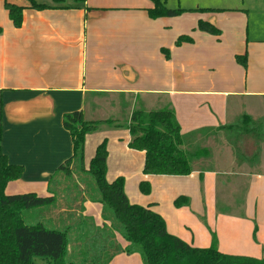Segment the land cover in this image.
Segmentation results:
<instances>
[{"label": "crops", "instance_id": "1", "mask_svg": "<svg viewBox=\"0 0 264 264\" xmlns=\"http://www.w3.org/2000/svg\"><path fill=\"white\" fill-rule=\"evenodd\" d=\"M33 2L47 8L36 9ZM7 3L24 7L20 28L13 25ZM151 7L152 0H0V154L5 155L10 164L24 167L22 177L10 183L6 193L49 195L50 179L74 154L72 136L63 124L64 115L82 111L86 120L97 121L94 120L98 110L95 108L106 99L117 98L125 103L130 121L136 109L149 111L144 101L145 92L164 95L163 108L175 112L183 134L218 128L243 114L264 119V31L255 29L253 34L251 24L249 31L253 36H246L245 29L234 30L232 51L225 52L226 55L233 53L234 57H227L226 69L221 66L223 56L219 59L221 74L215 80L199 82L192 72V76L189 73L183 79L173 78L165 84L157 82L152 88L142 87V74L153 72L152 65L160 59L158 49L174 46L169 17L151 18L148 13ZM254 13L237 9L235 15L249 19ZM242 24L243 21L239 23ZM199 33L194 34V40L190 37L192 43L209 34ZM221 35L216 36L218 41ZM244 53L247 54L246 67L237 60V56ZM189 59L193 64L194 60ZM187 60L188 57H183L182 69L192 65ZM212 65L217 67L216 62ZM239 68L245 70L244 75L238 73ZM232 99L236 101L235 112H231L229 102ZM251 99L263 101L260 111L250 112L245 108ZM194 107L203 112H195ZM119 121L115 120L114 127L122 125ZM128 136L125 150L132 149L130 131ZM261 155L257 170L256 166H239L235 162L231 170L225 172L215 168L212 159L213 169L202 175L199 170L187 176L156 175L172 180L194 177L198 190L190 193L177 186L176 190L169 188L165 196L166 208L154 202L152 209L162 215L170 233L193 246L210 247L211 232H214L221 252L264 258V148ZM246 168L249 169L247 173L243 172ZM121 174L120 171L116 173V179L122 177ZM229 176L242 181L245 179L241 177L247 176L248 180L245 188L237 191L231 203L226 204L220 193L223 178L229 179ZM190 194L200 199L199 208L202 203L203 207L207 206L203 214L209 215L213 223L216 219L217 230L207 223L204 241L199 243L182 237L171 226L164 211L182 216L191 206V199L186 196ZM179 196L188 197L189 206L177 208L174 201ZM219 204H225L221 207L226 213L219 211ZM84 206L86 216L93 217L97 225H105L100 203L87 201ZM49 212L56 221L61 210L56 211L51 205ZM118 242L125 247L124 240L118 237ZM136 255L118 254L110 264H128Z\"/></svg>", "mask_w": 264, "mask_h": 264}, {"label": "trees", "instance_id": "2", "mask_svg": "<svg viewBox=\"0 0 264 264\" xmlns=\"http://www.w3.org/2000/svg\"><path fill=\"white\" fill-rule=\"evenodd\" d=\"M152 2L153 7L148 8V13L154 19L175 17L183 11L168 8L163 0ZM33 7L47 8L35 2ZM6 8L13 25L20 28L24 7L7 3ZM201 11L220 10L207 8ZM198 29L215 36L222 33L218 27L204 20L199 21ZM191 41L190 37L182 35L177 44ZM237 60L247 66L246 54L238 55ZM63 124L72 136L74 154L50 179L47 196L35 192L6 193V187L22 177L24 167L10 164L8 158L0 154V264H36V256L52 264H110L121 253L140 254L143 264H264V258L221 252L214 232H211L210 247L193 246L170 233L165 219L152 209V205L131 203L125 191L124 178L118 177L112 182L107 179L106 140L98 145L86 169L84 145L87 134L103 124L114 126L115 120L88 121L84 112L75 111L64 115ZM128 129L132 137L130 148L145 153L143 173L146 175L187 176L195 170L202 175L213 169L211 150L202 145L209 135L206 132L224 133L239 166L259 165L260 143L264 142V119H254L247 114L218 128L183 134L173 110L167 107L149 111L139 108L132 112ZM248 141L252 144V151L245 150L244 142ZM75 175L78 178L83 176V183ZM139 186L143 194L151 192L148 181H142ZM88 199L102 205L104 226L97 225L93 217L84 214ZM189 204L186 196H179L174 201L177 208ZM51 205L56 211L61 210L58 219L51 223L54 228H48L40 221L30 224L25 221V210L35 213ZM221 206L218 205L219 211L226 213L227 210ZM74 218L73 224L71 219ZM118 237L125 241V247L118 242ZM86 252L89 257L85 256Z\"/></svg>", "mask_w": 264, "mask_h": 264}, {"label": "rangeland", "instance_id": "3", "mask_svg": "<svg viewBox=\"0 0 264 264\" xmlns=\"http://www.w3.org/2000/svg\"><path fill=\"white\" fill-rule=\"evenodd\" d=\"M163 1L166 2V6L168 8L181 9L183 11L178 16L169 17L171 34L174 35V46H168L158 49V56L160 59L157 60L156 64L152 65L151 68H154L153 72H147L142 74V87L152 88L157 85V82L165 84L173 78L183 79L184 77H187L189 73L191 74L190 76H192V72L195 74L193 78H195L197 81H203V83L211 82L212 80L218 78V76H220L221 74L220 67L218 66L220 62L219 59L223 56L224 62L221 63V66L224 65V69H226L227 66H225L224 63L225 61H227V57H234L233 53L231 55H226L227 53L225 52L228 49H230L228 50V53L232 51V42L234 39L233 33L236 35V32L234 31L235 29L237 30V32L240 28L242 30L245 29L246 36L250 34L249 24H251L253 27V29L251 30L253 34L255 32V29H257L258 31H264V0ZM207 8L220 11H201V9ZM237 9H245L247 12L248 10H251V13H255L249 19L246 18V16H243L242 18H237V16H239L235 15ZM200 20L209 21L213 25L221 29L222 35L219 39L220 41H218V38L216 36H209L208 34L207 36L203 35V37L197 38L196 43L190 42V44H184L183 42L181 45H178L177 40L181 36V34H184L186 36L188 35L193 40L194 34H200V30L198 29V24ZM242 21L243 24L242 26H240L239 23ZM252 33L250 35H252ZM183 57H188L187 61L189 63H191L189 58L193 59V64H195L194 68L193 64L191 63V66L185 65V67H183L182 69L181 64L183 63ZM213 62L217 63V67H214L212 65ZM208 63H211V65ZM203 64L206 65V68H204ZM172 66L174 69L172 68ZM237 66L239 65L237 64ZM242 68L244 67L242 66ZM242 68H239V72L237 69V72L240 73L241 76L245 73V70ZM183 72L187 74H183ZM207 87H209V85ZM163 96L164 95L153 92H145L144 101H146L147 109H163ZM229 103L231 104V112H235L236 101L232 99ZM262 104L263 101L261 102L259 99H251L246 102L245 108L247 110L249 109L250 112H258L261 110ZM181 105L183 104L181 103ZM96 109L98 110L97 112L95 111L94 120H120L119 124L122 125L114 127L113 125L103 124L96 131H92L87 134L84 145V167L86 169H88L89 163L94 157L98 145L101 144L104 140H106L109 167L107 177L108 181H114L116 179V173L120 171L122 173V177L125 180V190L128 194V198L131 203L138 204L141 206H147L153 205V203L156 202L160 204L163 208H166L167 202L165 201V196L169 188L176 190L175 187L177 186L180 189H188L190 193L191 191H193L192 193H197V180L194 177L184 180H172L163 179L161 176H153V174H149L148 176L144 175V153L136 149L125 150V144H127V139L129 137V131L127 129L129 124V110L126 111L125 103L123 104L122 101L117 98H110L103 100L100 104H98L95 110ZM194 110L195 112H203L202 110L196 111V107H194ZM260 144L261 152L259 156L261 160L264 142ZM202 145L207 148H210L212 155L211 157L215 164V168L217 167L221 171L225 172L231 170V167L236 162V157L234 155V150L232 146H230V144L228 143L226 137L224 136V133L218 132L214 134H209L207 138L202 141ZM244 145L246 146V151H252V144L249 141L244 142ZM261 161L259 163H261ZM257 167L260 168V165H257L255 167V170H257ZM245 170L246 171L243 172L247 173V170L249 169L246 168ZM228 178L229 179L223 178V187L222 192L220 193L222 202L226 204L231 203V201L233 200V196L237 195V191L241 192L240 190H243V186L245 188V185L248 180L247 176L241 177L245 179V181L239 180L237 178L230 179V176ZM76 179H79V181L81 180L82 182L80 181V183H83V176H80V178L76 176ZM143 180H147L151 184V192L149 194H143L140 191L139 185ZM202 183L203 181H201L200 178L199 184L201 185V194L204 190ZM186 196L191 199V206L188 209H185L186 212L183 213L182 216H177L169 212L168 210L164 211L168 217V220L170 221L171 226H173L174 229L179 232L182 237L186 239L192 238L194 243H199L201 241H204V228L206 227L207 223L214 226L217 230V226L215 223L216 219L213 220V223L211 221V218H209V215L207 216L206 214H203L207 206L203 207L204 204L202 203V208H199L201 204L199 198L191 194ZM87 201L90 200L88 199ZM208 201V198H206L204 203L207 205ZM227 208H230V206ZM43 210H38L35 213H32L29 210H25L23 212V217L28 224L40 221L44 223L46 227L54 228L55 226H53L51 223L55 220L51 219L49 207ZM242 213L243 212H240V215H242ZM60 218H64V216H61ZM75 220V218L74 220L71 219V222L74 224ZM55 223L57 224V222ZM82 231H85V229H82ZM72 234L73 230H71V235ZM139 255L137 254L136 259L132 260V262L128 264H143L141 256ZM85 256L89 257V254H87L86 252ZM34 262L36 264H52L51 261L37 256L34 257Z\"/></svg>", "mask_w": 264, "mask_h": 264}]
</instances>
